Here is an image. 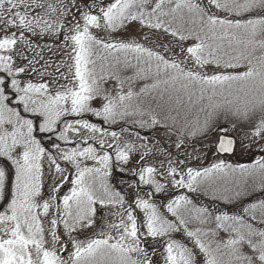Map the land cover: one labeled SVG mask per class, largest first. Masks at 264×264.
Here are the masks:
<instances>
[{
	"label": "snow or ice",
	"instance_id": "snow-or-ice-1",
	"mask_svg": "<svg viewBox=\"0 0 264 264\" xmlns=\"http://www.w3.org/2000/svg\"><path fill=\"white\" fill-rule=\"evenodd\" d=\"M0 158V264H264V0H0Z\"/></svg>",
	"mask_w": 264,
	"mask_h": 264
},
{
	"label": "rangeland",
	"instance_id": "rangeland-1",
	"mask_svg": "<svg viewBox=\"0 0 264 264\" xmlns=\"http://www.w3.org/2000/svg\"><path fill=\"white\" fill-rule=\"evenodd\" d=\"M137 32H138V26H130V31L128 32H120V33H117L115 34V38H121V39H128V38H135L136 35H137ZM100 35H104L103 33H100ZM162 39H166L165 37H161ZM194 41H187L185 42V46H188V45H191ZM38 43L41 45V47H44L45 45H51V47L53 48V51L52 52H48L47 50L44 51V56L46 57V59H49V61L53 64H59L60 63V60L61 59H67L66 55L62 52V50L58 47H56V44L53 43V41L51 39H40L38 41ZM37 51H40V49H37ZM43 63V61L41 62ZM69 63H71V61H69ZM52 70V69H50ZM63 71V69H61ZM211 70V69H209ZM124 75H131L132 74V71L131 70H128L126 71L125 73H123ZM35 79L38 81L40 79V77L36 76ZM51 79V78H49ZM142 83L143 82H138L136 85H134V88L135 90H139V87L142 86ZM109 91L112 92V94H115V86H116V82L114 80H110L108 81L105 85H104ZM125 90H127V88H125ZM100 103L99 100L95 101L94 102V105L95 106H98ZM87 119H89L91 122H94V123H100V120L99 118L97 117H94L92 116L91 114H87L86 117ZM105 127H107V125H104ZM112 130H118V126L117 125H114L112 126ZM141 134L142 135H147L150 133V130L148 129H141ZM162 135V132L160 133ZM39 136L41 137L42 136V144L46 147V148H49L51 149L52 151H55V149H52V142L53 140H55V137L52 136L51 138L50 137V134H44V133H38V138ZM59 143H61V146L62 147H73L75 145H65L62 141H57ZM196 147H200L199 144H196ZM189 152L192 151L191 147H189L188 149ZM259 154L258 151L256 152H249V153H239L237 155H235V157H237L238 161L237 160H232V162L228 160V162L230 163H243V164H247V159H249L250 157H253L252 155H257ZM254 158V157H253ZM259 158V157H258ZM0 159H3V158H0ZM213 160V156H212V153L209 152L208 154V158L207 159H204L202 160V163L207 166L208 164H210ZM256 159H253L251 161V163L249 164H252L254 163ZM10 163V162H9ZM62 163V166H66L64 165V162H61ZM89 165L91 166L92 162L89 161L88 162ZM11 165V164H10ZM47 165V161H45V166ZM12 167V166H11ZM68 167V170L69 171H72L71 167L70 166H67ZM13 170V181H14V169ZM136 181V178L132 176L131 172H124V173H120L118 171V169H114L113 170V174H112V177L110 178V183H112L117 190H123V192H128V193H132L133 189L129 188L128 187V183L129 182H132L133 184L135 183ZM71 185H67L64 189L61 190V195H63L68 187H70ZM170 198V197H166L164 199V202H166V200ZM205 202V203H208V199H201L199 202ZM156 203L157 204H160L161 203V200L160 199H157L156 200ZM113 211H115V209H113ZM161 211H164L163 209H161ZM97 214H98V225H101L103 224L104 221H107L109 219H114V217H112L111 213L110 212H107V210L105 209H102L100 208L99 206H97ZM141 217H143V213H140ZM165 215H168V217L171 219L172 217L170 216V214L166 213L165 212ZM199 225H196V224H190L189 227H197ZM100 231V227H96L94 230H85L84 232L80 233L78 238L79 239H87L89 238L90 236L94 235L95 232H99ZM225 236L226 238V234H222ZM176 238L181 240L182 242H185L187 244H189V246H191V242L188 241V239L183 236V234H176ZM160 251L162 252L163 249L161 248ZM156 260L158 262V264H163V258L161 255H158L156 256Z\"/></svg>",
	"mask_w": 264,
	"mask_h": 264
},
{
	"label": "trees",
	"instance_id": "trees-1",
	"mask_svg": "<svg viewBox=\"0 0 264 264\" xmlns=\"http://www.w3.org/2000/svg\"><path fill=\"white\" fill-rule=\"evenodd\" d=\"M223 123H225L224 121H222V124ZM261 154L259 153V154H257V155H252L253 157H250L249 159H247V164H249V163H251V161L253 160V159H257L259 156H260ZM232 160H237L238 161V159H237V157H233V158H229V161L230 162H232ZM201 199H207L206 197H201ZM249 200H251V197H249L248 198ZM203 203H205L204 201H203Z\"/></svg>",
	"mask_w": 264,
	"mask_h": 264
},
{
	"label": "flooded vegetation",
	"instance_id": "flooded-vegetation-1",
	"mask_svg": "<svg viewBox=\"0 0 264 264\" xmlns=\"http://www.w3.org/2000/svg\"><path fill=\"white\" fill-rule=\"evenodd\" d=\"M6 170H8L9 172V183H11V177H12V167L11 165L8 163L6 166H5ZM12 182H13V179H12Z\"/></svg>",
	"mask_w": 264,
	"mask_h": 264
},
{
	"label": "water",
	"instance_id": "water-1",
	"mask_svg": "<svg viewBox=\"0 0 264 264\" xmlns=\"http://www.w3.org/2000/svg\"><path fill=\"white\" fill-rule=\"evenodd\" d=\"M233 156H234V155H233ZM233 156H228V157L230 158V157H233ZM1 164H6V162L3 161V160H0V165H1Z\"/></svg>",
	"mask_w": 264,
	"mask_h": 264
}]
</instances>
